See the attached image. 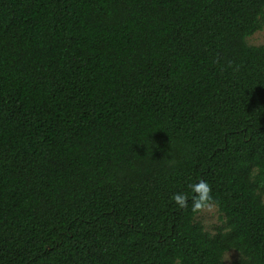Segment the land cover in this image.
<instances>
[{
	"label": "trees",
	"instance_id": "1",
	"mask_svg": "<svg viewBox=\"0 0 264 264\" xmlns=\"http://www.w3.org/2000/svg\"><path fill=\"white\" fill-rule=\"evenodd\" d=\"M263 25L264 0H0V264H264Z\"/></svg>",
	"mask_w": 264,
	"mask_h": 264
},
{
	"label": "rangeland",
	"instance_id": "2",
	"mask_svg": "<svg viewBox=\"0 0 264 264\" xmlns=\"http://www.w3.org/2000/svg\"><path fill=\"white\" fill-rule=\"evenodd\" d=\"M246 42L250 45L264 44V25L260 30L246 38ZM262 199L264 201V195ZM195 219L199 221L209 233H214L217 228L223 227L224 225V217L214 204H207L202 207ZM237 257L238 253L234 250L225 252L223 256L224 264H230Z\"/></svg>",
	"mask_w": 264,
	"mask_h": 264
},
{
	"label": "clouds",
	"instance_id": "3",
	"mask_svg": "<svg viewBox=\"0 0 264 264\" xmlns=\"http://www.w3.org/2000/svg\"><path fill=\"white\" fill-rule=\"evenodd\" d=\"M194 187L196 190H198L201 193V195L199 197V201L195 205L196 208H199L201 206L200 202L204 201V199H205V194L208 192V187H207L206 183H204V182H201V183L195 185ZM175 199L181 204L184 201V197L180 196V195H177L175 197Z\"/></svg>",
	"mask_w": 264,
	"mask_h": 264
}]
</instances>
